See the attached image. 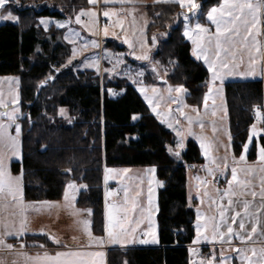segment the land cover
Returning <instances> with one entry per match:
<instances>
[{
    "label": "trees",
    "instance_id": "trees-1",
    "mask_svg": "<svg viewBox=\"0 0 264 264\" xmlns=\"http://www.w3.org/2000/svg\"><path fill=\"white\" fill-rule=\"evenodd\" d=\"M196 2L200 5L197 20L206 23L205 13L220 0ZM90 7L88 0H10L0 10L17 17L13 23L0 24V76L17 77L25 115L20 119L21 162H13L11 171H21L28 201L57 200L70 181L84 185L78 205L91 210L93 230L101 234L103 166L155 167L162 183L157 193V246L110 251L108 264H190L195 218L187 200L186 167L203 163L197 144L189 140L177 162L172 153L174 134L151 114L128 81L103 77L102 86L94 71L78 70L75 63H68L71 48L62 41L61 29L39 26L41 18L73 19ZM142 8L148 19L145 38L154 47L153 59L171 67L169 82L187 90V104L200 107L209 73L190 54V44L182 33L181 7L150 3ZM262 19L264 54V12ZM103 46L124 50L112 39L104 40ZM224 95L232 151L238 156L253 123L251 113L262 107L264 80L229 81ZM62 108L66 117L59 114ZM260 143L264 144L263 136ZM255 157L254 141L248 159ZM24 239L52 245L39 236Z\"/></svg>",
    "mask_w": 264,
    "mask_h": 264
},
{
    "label": "rangeland",
    "instance_id": "rangeland-1",
    "mask_svg": "<svg viewBox=\"0 0 264 264\" xmlns=\"http://www.w3.org/2000/svg\"><path fill=\"white\" fill-rule=\"evenodd\" d=\"M139 1L141 0H135L134 3H121L120 0H110V2L106 4L105 0H101V3L104 4L105 7L100 13V16L98 17L95 6L90 7L83 11H91L95 13L94 17H92L90 20V18L86 16L87 18L85 20L81 19V23L79 24L76 23V16L80 12L78 14H75V16L73 17L75 18L74 22L80 28V30L76 31L77 33L80 34L82 33V31H85L86 34L92 37V39L95 41L99 37L100 38L102 37L104 40L112 39L116 41L120 46L124 47V50L123 51L107 50L103 47L101 48V45H99L97 42L99 47H93L95 51L94 53L89 54L88 55L89 57L87 56L86 58H83L82 57L83 53L81 50V51H77L78 54L75 57H72L70 55L71 60L79 59L80 57L82 59H85L81 62L80 66L77 67L78 70H83V68L93 69L94 72L99 76L102 86L105 85V83L102 82L103 77H108V79L113 81L123 80V79L128 81L132 85V87L136 89V91L138 92V94L140 95V97L148 107L151 114L160 122H162L163 120L167 122L165 124L166 128L169 129L175 136V145L173 147V152H172L173 154L179 152L181 155V152L185 151L186 149L185 144H187L186 136H188L190 140H194L196 142L197 146L200 148L201 151L200 154L202 155V157L206 159L204 152L200 147L199 140L197 139V137L202 136L205 137L206 141L208 143H211L212 145L209 152V157L217 158V152L216 149L214 148L215 146L212 144L211 141H209V135H208L209 131H207L209 128H211V126L205 120L199 119L197 123L193 121L191 125V132L193 133V135H188L190 126L188 120H186V117L193 116L192 114H194V111L192 109L194 108L192 107L199 109L201 108L202 104L200 107L187 104V102L185 101L186 98L185 94L187 93V90L184 87L183 88L185 89V91L183 93H177L174 90L171 92L168 91L170 87L172 89H175L176 87H179V85H173L169 82V77L172 70L171 67L160 65L158 62H156L153 59L152 54H150L151 50L145 40V26L148 23V19L145 15L143 8L141 6H138L139 4H141ZM194 2L197 3L196 0H194ZM253 2H255V0H253ZM181 9H182L181 20L183 22L182 33L184 35L186 23L189 25L190 29H192L196 23H200L197 20V16H199V9H192V11H189L188 7H184V8L181 7ZM130 10H132L131 15L129 14ZM105 11H109L110 13L113 14L110 17H106L103 15ZM193 12L196 13L195 16L192 14ZM207 12L205 13L206 23H200V24L209 28L211 33H215V26L212 25L211 22L207 20V15H206ZM185 16L188 17L187 20H185ZM100 19H102V22H100ZM42 20L45 21V23H41ZM92 20L95 21L94 24L92 23ZM118 20L122 21V25H117ZM190 20H192V22H190ZM6 22L13 23L15 21L0 20V24ZM57 22H67V20L41 18L39 20V26L42 27L43 29H48L51 26H54L55 28H59L57 27ZM99 23H101V25ZM65 25H67V23ZM105 25H108L107 36H105L103 33V29ZM89 28H91L92 31H89ZM256 30H257L256 41L258 42V46L260 47L261 51L259 53L253 51V55L256 59L255 65H251L250 58L247 52L244 53L238 52L236 62L234 64L230 63V69H231L230 74L224 75L223 81L218 79L212 83L213 93L209 94L210 98L211 95L212 96L215 95L214 93L220 95L222 98L225 97L224 84L228 81H242V80L254 81V80H259L261 76L262 78L260 80H264L262 14L260 15L259 22L256 25ZM99 31H101L100 35H99ZM93 32L95 34H93ZM261 33H262V37H261ZM191 35L193 36V38H195L196 35L195 31H192ZM184 37L190 44V54L192 58L202 62L207 69V65L204 63V60L203 59L198 60L193 55V48L195 47V45L193 44L192 39H189L185 35ZM125 39L130 41L131 47L129 46V44L124 43ZM90 41L92 40H88L86 42H90ZM91 48L92 46L89 43V45L86 47V52H89ZM36 50L38 51V49ZM105 52H107L109 55L105 56ZM116 54H121L119 56V59L122 60V63H117ZM144 54H147L149 56V60L135 59V56L144 55ZM93 58H95L98 62L99 65L98 69L94 64H92ZM153 68H155L156 71H153ZM228 71H229L228 69H222V72H228ZM137 73H142V75H137ZM211 75L212 74L209 73L207 86L209 84V81L211 80ZM140 88H144L145 92L141 93V91H139ZM153 88L157 89L155 93L152 91ZM217 89H219L220 91L217 92ZM109 93L112 94L114 92L112 90H109ZM218 95L216 96V99H219ZM145 97H148V99H146ZM0 100H3L4 104L6 105V107L0 108V112L11 113L14 109H18V111H16L15 113L16 115L15 121L11 122V126L6 128V134L18 140L19 154L11 155L8 152V149L3 144H0V152H3L5 153L6 156L11 157L10 159H6V164L12 176H22L21 171L18 173H13L11 171V164L13 162L20 163L22 157V142H21L22 124L20 119L22 118L23 113L20 103V91L18 88V79L16 76H0ZM262 107L263 110L260 111L261 119L256 122H253L252 125L250 126V129L253 125L256 126L257 135L252 136L250 140L248 133V137L245 143H248L249 147L253 144L255 140L256 148H257V144L258 143L261 144L260 137L264 135V120L262 118L264 117V100L262 102ZM62 109L64 110L63 117H66L67 116L66 109L64 108ZM181 112L183 113V115H181ZM186 114L188 115L186 116ZM60 116L62 115L60 114ZM219 121H220L221 129L219 135L220 144L218 147H220V150L223 152L226 149L229 148L231 149V140H229L230 132L228 130L229 124L227 123L226 118L224 119L220 117ZM0 123L8 125L10 122L8 121L6 116H0ZM201 123L203 124V127H201ZM16 125H19L20 127L19 136H17ZM176 130L181 131L182 135L180 137H177ZM178 139L182 140L184 145L183 148L176 147V142ZM247 152L244 153V150L242 148L243 154H247ZM180 155L179 157L175 155L176 156L175 160L177 162L181 161ZM206 162L207 164L205 163L204 165L205 170H207V168L209 167L215 169L216 166L212 165L211 159H206ZM153 168L155 169V167L107 168V169H112L114 171H111L107 174L108 179L107 181H105L106 167L103 166V184H102L103 200H104V196H106V191H107L109 194L106 196V203L109 205L110 208L112 205H116L120 209H123L125 207L129 209L127 213L129 218L127 227L130 232L131 229L135 228V232L131 233L130 236V238L133 240V243L135 244H145L139 242V240L142 239L151 240V233H155L157 239V212H158L157 193L158 190L162 187V183L157 178L156 169L154 172L145 171L146 169H153ZM124 169H128V171L124 172L123 171ZM186 169H187V185H189V183L193 179L194 172L192 169L189 168V166H187ZM218 173L219 172L217 169L214 171L213 175L210 176L208 175V171H207L206 173H202V178L208 184H211L212 180L216 178ZM149 180L152 181L151 185L149 184ZM69 183H74L76 185L75 190H69L70 197L74 196L75 198L74 199L70 198L69 200H65L64 193ZM149 187L152 188L151 223L149 222V211H148ZM21 188L23 192V202L26 206H28L26 210L27 231L19 239L15 238L13 240L12 243L13 249L15 248V244H16L14 242L15 240L21 241L22 244H25L28 241H26L24 237L29 235L43 237L48 241H52L53 243L61 244L64 246H68L72 244L89 245V239L84 232V225L82 223V221L85 220L89 222L88 226H89V230L92 233V236L107 239L104 232L105 208H103V216H102L103 232L101 234H96L93 230L92 214L89 215L87 211L89 210V208L88 207L83 208L78 205L80 192L83 189H85V187L82 189L81 185L77 184L76 182L70 181L65 185L61 198L50 201L48 200L28 201L24 197L23 180L21 182ZM125 189H127V196H128L127 204H125ZM137 192L140 193L139 196L136 195ZM191 194L192 191L191 189H189L187 200L190 207H191L190 203L192 198ZM45 201H47L48 203L47 204L42 203ZM133 201L135 202L134 209L132 207ZM0 203H7L9 205L6 209H0V222L4 221L5 219H7L9 222L19 219L18 216L13 215V213L19 212V209L14 206L10 197L5 198L3 201H0ZM119 216L123 218L124 212L121 211L119 213ZM2 230H3L2 223H0V231ZM54 240L58 241V243L54 242ZM118 244L120 243H116V244L109 243L110 246L109 249L107 250V261H108V253L110 251L120 249L114 247ZM123 245L126 247L121 249L130 248V243H126ZM223 256L230 258L227 260L226 264H235L233 258H231L232 255L224 253ZM219 260L218 261L215 260V264H219Z\"/></svg>",
    "mask_w": 264,
    "mask_h": 264
},
{
    "label": "snow or ice",
    "instance_id": "snow-or-ice-1",
    "mask_svg": "<svg viewBox=\"0 0 264 264\" xmlns=\"http://www.w3.org/2000/svg\"><path fill=\"white\" fill-rule=\"evenodd\" d=\"M18 2V0H17ZM90 4H95L96 0H88ZM110 0H105V3H109ZM121 3H134L135 0H120ZM10 3V0H0V9H4L5 6ZM153 3H178L182 8L188 7L189 11H192V9H198L200 7L199 4L195 3L194 0H153ZM264 12V0H221V3L216 6L212 7L207 12V20L211 22L212 25L215 26V33H211L209 28L205 27L204 25L200 23H196L192 29L189 28V25L185 24V32L184 35L187 36L189 39H192L193 44L195 47L193 48V55L198 59H203L204 63L207 65L208 72L211 73V80L208 84V94L204 96L205 104H207V101L209 100L210 96L209 94L213 93V87L212 83L216 80L223 81L224 75L230 74V63L234 64L237 60V53H244L247 52L251 65H255L256 59L253 55V51L256 53H259L261 51L260 47L258 46V42L256 41V25L259 22L260 15ZM113 13H110L109 11H105L103 13L104 16L110 17ZM129 14H132V10L129 11ZM194 16L196 15L195 12L192 13ZM95 13L91 11H81L76 16V23H81V17L82 16H88L91 20L92 17H94ZM157 15H159L157 13ZM188 17L185 16V20H187ZM0 20H13L16 21L17 17L13 16L11 12L0 13ZM41 23H45V21H41ZM68 22H57V27H65V24ZM92 23L94 24L95 21L92 20ZM117 25H122V21H117ZM89 31H92L91 28H89ZM195 31L196 35L195 38L191 35V32ZM69 32L72 33L73 37H78L79 33L73 32L72 29H69ZM103 33L105 36L108 35V25H105L103 29ZM93 34H95L93 32ZM65 39L69 40L70 43H74L75 41L71 40L67 35L65 36ZM92 47H99L97 42L95 40H92L90 42H85V47L88 45ZM124 43L129 44L131 47L130 41L125 39ZM156 41L155 38H153V45H155ZM77 49L73 47L72 49V57H75L77 55ZM109 54L105 52V56H108ZM121 54H116L117 56V63H122V60L119 59V56ZM135 59L138 60H149V56L147 54L144 55H137L135 56ZM71 62V60H69ZM92 64H94L97 69L99 67L98 62L95 58L92 60ZM222 69H228V72H222ZM153 71H156L155 68H153ZM137 75H142V73H137ZM175 91L177 93H183L185 89L183 86L176 87L175 89H172L171 87L168 89L169 92ZM139 91L141 93L145 92L144 88H140ZM152 91L155 93L157 89L153 88ZM220 90L217 89V92ZM148 99V97H145ZM6 107L3 100H0V108ZM194 112L197 111V109H192ZM16 111L18 109H14L11 113L9 112H0V116H6L8 121L10 122L8 125L0 123V144H3L7 149L8 152L11 155H18V140L8 134H6V128L11 126V122H14L16 119ZM155 111V109H154ZM256 111V117L258 120L261 119V113L259 110ZM60 114L64 115V110H60ZM215 115V112L212 113ZM181 115L183 113L181 112ZM136 117H133L135 119ZM189 123V131L188 135H193L191 132V125L193 122L192 117H186ZM165 122V121H162ZM171 126V125H169ZM201 127H203V124L201 123ZM213 131L215 132V127L213 128ZM16 132L17 136H19L20 133V127L19 125H16ZM177 137H180L182 135L180 130H176ZM257 135L256 126L253 125L249 132V139L251 140V137ZM200 143V147L204 152V155L206 159H211V163L216 166L215 169L213 168H207L208 175H213L214 171L219 169L221 166V163H223V166L225 168L228 167L227 164V156L223 158H210L209 152L212 147L211 143H208L206 141L205 137H197ZM229 140H231V137H229ZM177 148H183V142L182 140L178 139L176 142ZM249 144L245 143L243 144V150L244 153L248 151ZM170 152H172V149H169ZM175 155L179 157L180 153L176 152ZM257 156L258 160L261 163V167L259 171L261 173H264V144H257ZM10 156H6L5 153L0 152V201H3L5 198L10 197L11 201L13 202L14 206L19 209V212L13 213L14 216H18V220H14L12 222H9L7 219L0 222L2 223V231H0V249L11 251L13 249L12 244H8L6 241L8 238H16L19 239L21 236L25 234L27 231V218H26V210L27 207L23 202V192L21 188V182H22V176H12L11 172L8 169V166L6 164V159H10ZM246 156L245 154H241L239 156V162H245ZM238 162L233 158V165H236ZM207 167V166H206ZM114 171L112 169H105V181L108 179V173ZM124 172H127L128 169H124ZM146 172H154L155 169H146ZM256 169L252 166L248 167H236L233 166L231 168V179L228 180V188L224 190L222 194L219 193L218 195L221 196V199L227 198L228 206L231 207L235 202L232 199L235 196L238 195H246L250 194L251 196L255 197L257 195L256 192L247 193L245 192V189L248 188L250 181L248 180H241L238 178V173L243 174L244 176H251L255 173ZM223 174V173H221ZM152 181L149 180V184L151 185ZM202 184H206V181H202ZM261 184L264 185V178L261 179ZM81 187H85L84 185H81ZM76 185L74 183H69L65 189L64 198L65 200L74 199L75 197H70L69 190H75ZM239 190V191H238ZM148 204H149V222L151 223V205H152V188L149 187L148 189ZM109 193L106 191V196ZM137 196L140 195L139 192L136 193ZM205 195H207V192H205ZM259 195L264 198V187L261 188V191ZM44 204H47L48 202H42ZM128 203V196H127V189H125V204ZM213 204H215V201H212ZM9 205L7 203H0V209H6ZM133 209L135 208V202L133 201L132 205ZM243 210L245 215H251L249 212V203L247 201L243 202ZM88 214L91 215V210H87ZM123 211L124 216L121 218L119 216V213ZM128 208L120 209L116 205H112L111 208L106 203L105 204V225H104V232L105 236L107 237V240L109 243L116 244H126V243H132L133 240L130 238L131 233L135 232V228L131 229V232L129 231L127 227L128 223ZM228 211V208H226L224 205L219 206V216L220 220L217 221L215 217L206 218L203 217L199 210L197 211V221L196 224V231L197 236L200 239L208 240L207 236H202L201 233L207 230H211L212 232V238L210 243H214L216 241L223 242L227 240L229 243L231 242V239L233 235L237 239H239L242 243L251 240L252 233L256 232V225L253 223V226L251 228V232H249L247 235H241L240 232H235L225 218V213ZM240 216L239 211H235V214L231 216V220L233 223L236 222L237 217ZM203 220V223H200L199 221ZM84 225V232L88 236L89 239V246L91 245H97L102 246L105 243L104 238H98L92 236L91 231L89 230V222L87 220L82 221ZM139 223V222H137ZM221 224H224L226 226L227 231H223L221 229ZM239 229L244 230L245 224L243 220L239 223ZM57 242L58 241H55ZM140 243H155L157 242L155 233H151V240L148 239H142L139 240ZM199 239L194 240L193 243H198ZM25 245L21 244V248H24ZM43 247V245H41ZM238 253V258L241 259L242 264H264V248H261L259 251H257L256 248L250 249L252 253V257H258V259H252L248 255L245 254L244 249H233ZM191 251V250H190ZM104 253L101 251H95V252H82V251H67V252H57L55 256H49L47 253H45L43 256H37V257H27V260H30L32 264H101L100 260L98 258L103 257ZM97 258V259H93ZM230 258L224 257L223 253H221V258L219 260V264H226L227 260ZM190 264H195L194 261H190ZM199 264H215V254L213 253L211 258H202L199 261Z\"/></svg>",
    "mask_w": 264,
    "mask_h": 264
},
{
    "label": "crops",
    "instance_id": "crops-1",
    "mask_svg": "<svg viewBox=\"0 0 264 264\" xmlns=\"http://www.w3.org/2000/svg\"><path fill=\"white\" fill-rule=\"evenodd\" d=\"M139 2L141 4H139L138 6L143 7L144 5L150 4V2H153V0H141ZM90 5H91V7L95 6V9L97 10L96 12H97L98 17L100 16V13L102 12L103 8L105 7V5L101 3V0H97L95 4H90ZM86 18H87L86 16L81 17L82 20H85ZM74 19L75 18L64 19V20H67V22H68L67 25H65V27H62V28L59 27L57 29H61L63 31L61 39L63 42H65L66 44H68L70 46L71 56H72V49H73V47H75L77 49V51L82 50V53H83L82 57L86 58L89 54L94 53L95 50L92 47L89 52H86V47L84 46L85 42L88 40H93V39H92V37L88 36L85 31H82V33H80L78 37L72 36V33L69 32V29H72L73 32L80 30L79 26L74 22ZM60 20H63V19H60ZM100 22H102V19H100ZM99 24L101 25V23H99ZM147 24H146V26H147ZM146 26H145V29H146ZM52 27H54V26H52ZM100 33H101V31H99V35H100ZM66 35L71 40H73L75 42L70 43L69 40L65 39ZM261 37H262V33H261ZM145 40H146V38H145ZM96 42H98V44L101 45V48L102 47L104 48V46H103L104 39L102 37L101 38L99 37L98 39H96ZM149 48L151 50L150 54H152L154 51V47L149 46ZM107 50H109V49H107ZM71 56H70L69 60H71ZM69 60H68L69 64L75 63L74 65H76L78 67V66H80L81 62L85 59H82L80 57L79 59L71 60V62H69ZM83 70L94 71L93 69H88V68H85V69L83 68ZM261 78H262V76H261ZM221 91H222V89H221ZM206 94H208V89H207L205 95ZM214 94H215L214 96L211 95V98H209V100L207 101V104H205V101L203 99L201 108L197 109V112L195 111L194 114H192L193 115L192 117H193V121H195V123H197V121L199 119H203L208 124H210L211 128H209L207 130V131H209V134H208L209 135V141H211L212 144L215 146L214 148L216 149L217 157L223 158V157L227 156V164H228V167L225 168L223 166V163H221V166L218 169L219 173L217 174L216 178L218 176H224L227 179V182L222 186H215V185H213V182L216 179L215 178L212 180L211 184H208V183L202 184L201 183L202 181H204L202 178V173L207 172V170L204 169L205 163L207 164L206 159L204 157H202L203 158L202 164L189 166V168L192 169L194 172L193 173L194 174L193 179L191 180L189 185H187V196H188L189 189H191V191H192V194H191L192 198H191L190 204H191V208L194 212V218H195L194 224H193L194 238L192 240L191 245H193V246H210L211 249H210L209 258H211L212 254L214 253L216 261H218L219 258L221 257V253H223V254L226 253V254L232 255L231 258H233V261L235 264H242L241 259L238 258V253L236 251H234L233 249H244L245 254L255 260V259H258V257H252V253H251L250 249L256 248L257 251H259L261 248H264V198H262L259 195L261 188L264 187V185L261 184V179L264 178V173H261L259 171V169L262 165H261L260 161L258 160L257 148H256V157L254 160L248 159V153H249V150H248L247 154H245V156H246L245 162H239V156L242 154V152L238 156L234 155V153L232 151V145H231V149L229 148V149H226L223 151L225 153L224 154L220 150V147H218L220 144V136L219 135H220V129H221L219 119H220V117H222L224 119L226 118L227 123H228V112H227L225 97L222 98L220 95H218L216 93H214ZM217 95H218L219 99H216ZM186 96H187V93L185 94V97ZM192 108H195V107H192ZM213 112H215V115L212 114ZM187 115L188 114H186V116ZM136 119L137 118H135V120ZM161 123L165 126V124L167 122H161ZM214 127H215V132L213 131ZM228 128H229V126H228ZM187 137L188 136H186V141L188 142L190 140V138L189 137L187 138ZM229 137H231V135H229ZM192 141H194V140H192ZM250 147H249V149H250ZM199 151H200V148H199ZM200 153H201V151H200ZM233 158H235V160L238 162L236 165H233ZM212 165H214V164H212ZM233 166H236L238 168L239 167L252 166L256 169L255 173L251 176H244L243 174L238 173V178L241 180L250 181V184H249L248 188L245 189V192L251 193L254 191L257 193V195L255 197L251 196L250 194L235 196L232 198L235 203L231 207H229L228 203H227V198L221 199V196L218 195V191L220 194H222L224 192V190L228 188V180L231 179V168ZM221 173H223V174H221ZM83 188L84 187H82V189ZM205 192H207V195H205ZM212 201H215V204H213ZM244 201H247L249 203V212L251 213V215H245L244 210H243V202ZM105 204H106V196H104V208H105ZM220 205H224L226 208H228V211L225 213V218H226L227 222L229 224H231V226L234 230V233L240 232L241 235H247L249 232H251V228L253 226V223H255L257 230L255 233H252L251 240H247V241L242 243L239 239H237L235 237V235H233L230 243L227 240H225L223 242L216 241L214 243H210V242H208L212 238V232L210 229L201 233L202 236L208 237L207 241L204 239L198 238L197 231H196V224L198 223L197 211L199 210L200 214L203 217H206V218L215 217V219L217 221H219L220 220V216H219V206ZM235 211H239L240 216H238L236 222L233 223L231 220V216L233 214H235ZM241 220H243V222L245 224L244 230L239 229V223L241 222ZM199 222L203 223L204 221L201 220ZM221 229L225 232L227 231L226 226L224 224H221ZM14 239L15 238H8L6 242L8 244H12ZM104 239H105V244H103L102 246H97V245L89 246V245H82V244H72V245L64 246L61 244L53 243L52 241H50L52 245L47 246V245H43V244H37V243L35 244V242L28 241L27 243L24 244L25 245L24 248H21V244H22L21 241L15 240L14 241L16 243L15 248L12 249L11 251H6L3 249H0V264H32V262L30 260L26 259L27 257L43 256L45 253H47V255H49V256H55V254L57 252H67V251H82V252L101 251L104 253V255H103V257H100L98 259L100 260L101 264H108L107 250L109 249L110 245H109L108 240L106 238H104ZM197 239H199V242L193 243V241L197 240ZM41 245H43V247H41ZM155 246H157V242L148 243V244H135L133 242L130 243V249L131 248L155 247ZM114 247L121 249V248H124L126 246H124L123 244H118ZM190 250L191 251H190V255H189V262L194 261L195 264H199V261H200V259H198L199 254H200L199 250L196 247L191 248ZM93 259H97V258H93Z\"/></svg>",
    "mask_w": 264,
    "mask_h": 264
},
{
    "label": "built area",
    "instance_id": "built-area-1",
    "mask_svg": "<svg viewBox=\"0 0 264 264\" xmlns=\"http://www.w3.org/2000/svg\"><path fill=\"white\" fill-rule=\"evenodd\" d=\"M118 91H116L117 93ZM255 110H259V111H262L263 110V107H257ZM253 110L252 113H251V118H252V121L253 122H256L258 121L257 117H256V111ZM263 120H264V117H262ZM264 137V135H263ZM227 182V179L224 177V176H218L214 182H213V185L215 186H222L224 185L225 183ZM196 247L197 249H199V253H200V260L202 258H209L210 256V249L211 247L210 246H193V245H190L189 248H194Z\"/></svg>",
    "mask_w": 264,
    "mask_h": 264
},
{
    "label": "water",
    "instance_id": "water-1",
    "mask_svg": "<svg viewBox=\"0 0 264 264\" xmlns=\"http://www.w3.org/2000/svg\"><path fill=\"white\" fill-rule=\"evenodd\" d=\"M51 80H52V78H49V79H48V81H51ZM23 117H25V115H23Z\"/></svg>",
    "mask_w": 264,
    "mask_h": 264
}]
</instances>
